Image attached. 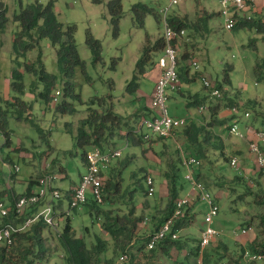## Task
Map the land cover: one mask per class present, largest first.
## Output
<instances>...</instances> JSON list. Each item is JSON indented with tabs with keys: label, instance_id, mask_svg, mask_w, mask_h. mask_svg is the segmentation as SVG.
<instances>
[{
	"label": "rangeland",
	"instance_id": "1",
	"mask_svg": "<svg viewBox=\"0 0 264 264\" xmlns=\"http://www.w3.org/2000/svg\"><path fill=\"white\" fill-rule=\"evenodd\" d=\"M0 1L6 5V16L8 17L6 28L0 30V97L2 98L1 104L5 105L7 101H12L13 96L16 95V92L11 88V82L12 68L17 66L13 61L15 58L13 37L19 27L18 23L13 21V15L21 7L35 0ZM37 1L45 4L49 0ZM108 1L101 0L100 3H95L92 0H53L57 20L64 25H75L74 39L78 54L84 61V71L76 68L72 78L74 92L80 97H66V100L74 106L73 114H59L55 112L53 106H48L39 95L44 85L39 82L38 74L23 68L24 62L35 63V67L38 68L37 59L40 52V59L45 70L57 77L52 93L56 101H59L65 79L57 66L55 47L51 45L50 41L47 38L41 39L38 46L28 51L25 56L18 58L22 65L20 70L24 83V94L21 95V98L31 104V111L28 118L18 119L8 108L7 120L8 128L11 130V145H3L4 137L0 132V187L7 185L11 188L14 187L16 191H23L27 181L31 177L41 176L42 169L49 165L48 168L45 167L44 171L48 169L55 174L56 178L52 183L64 193L70 185L79 180L80 174L84 171L81 158L82 149L75 145L79 121L87 116L90 107L97 108V111L100 110L97 100L91 103L90 99L107 98L108 95H111L114 111L124 116L125 121L112 137L114 144L108 143L109 146L103 150H120L121 156L110 164L111 170L107 176L110 175L115 179V174L121 169L122 187L119 194L115 197L111 196V199L114 198L113 201L103 200L99 206L102 209L120 207L121 210H124V206H130V199L126 191L134 188L136 191L133 201L136 205V214L148 219L152 215L158 218L169 201L165 190L166 180L163 175L169 170L168 162L176 159L177 156L180 158L181 151L189 152L186 151L182 141L177 142L179 144L177 146L169 140L168 152L167 149L162 151L160 142L154 143L153 151H150L147 142L133 145L129 142L126 144L124 139L128 127L136 128L145 118L157 115V110L151 107L150 99L153 95L155 81L160 74V69L156 64L157 54L148 63L146 73L139 77L138 89L134 93H130L126 87L136 74V62L147 43V38L149 43H153L163 34L165 26L162 10L169 7V1L121 0L123 16L118 24L116 37L112 35L111 16L106 5ZM260 1L262 2L247 5L244 10H234L228 7L227 14H223L219 0H183L178 5L171 6L167 15L184 14L190 21H194L203 13L215 14L207 25L201 23L199 30L186 29L187 39L184 38L179 42L181 45L177 50L178 72L180 70L185 75L184 72L187 69V77L195 79L186 82L179 78L178 89H167L165 101L167 113L170 116L184 117L187 120L191 117L199 124H206L211 118L208 106L219 102L221 109L217 118L224 119L225 122L215 125L212 130L225 144L244 140L243 149L245 153H250L251 156L248 158L251 162L253 161V167H251L255 170L257 169L255 155L249 151V142L256 132L264 129V79L256 81L253 69L256 61L264 62L263 34L247 25L227 29L225 23L226 19L233 16L234 13V22L244 17L264 21V0ZM138 2L147 4L158 11L161 16L160 20L157 21L152 14H148L143 27L134 24L131 6ZM87 30L100 41L101 59L98 62L93 61L92 54L85 43ZM185 51H188L189 58L182 59L181 56ZM192 61L197 62L198 70L195 71L191 66ZM225 73L228 74L229 83L223 82ZM201 77H205L216 87L219 83L222 84L219 89L221 96H211L209 89L202 84ZM33 87L34 90H32ZM179 89L181 91H178ZM56 91L59 92L58 95ZM189 95H198L199 98L204 99V104L187 108L185 104ZM228 103L231 106H228ZM146 105H149L148 112L138 115ZM245 112H248L249 116L245 117ZM66 122L69 125H65ZM235 122H237L238 130L244 135L243 138L229 133V127ZM40 129L45 134L49 133V145L40 137ZM142 131L145 132L147 129L142 127ZM248 131H252L254 135L247 136ZM173 135L172 137H174ZM162 139L156 138L155 141H162ZM86 149L90 148L86 147ZM145 149L148 150L145 151ZM225 151L228 155L231 154V147L226 146ZM261 151L264 153V146H261ZM192 155L195 156L193 153ZM197 158L201 161V165L195 169V172H203L199 181L204 184L205 191L215 198L219 207L218 213L211 223L218 232L216 239L209 245L210 247H200V250L206 249L208 253L216 254L214 249L220 247L223 250L222 245L224 244L227 246V251L224 254L229 257L237 256L260 230L259 220L256 216L260 208L249 203V201L252 202L251 197L246 198L241 195L242 198L238 199L237 195L243 193V188L228 194L226 186H229L232 177L239 172L238 169L229 165L230 157L224 160L219 156L218 150L213 149L208 159ZM122 161L125 166L120 168ZM14 166L18 167V171L15 173V178L11 179L9 172ZM59 167L64 168V171H59ZM112 170L113 173H111ZM145 174H150L154 180L155 190L152 196L145 195ZM186 174L187 172L181 166L177 179L178 189L180 187L178 197L194 200L193 207H189L187 214H184L183 223L185 224L176 231V239L181 241L184 246L181 250L172 248L167 256L162 255L159 264H173L175 260H185L193 264V260L197 258L189 255V250L199 244L200 231L208 205L202 198L198 199L191 192L192 185L185 178ZM244 177L249 180L248 183L252 184L254 190L259 188L258 186L254 187L257 181L255 179L253 182L251 181L252 175H244ZM17 179L20 183H17ZM259 181L264 189V177H260ZM220 183L223 186H217ZM163 185L164 191H162ZM33 190H36L35 184ZM62 206L66 207L63 210L68 208L65 196L62 197ZM68 216L75 235L83 238L88 246L95 241L96 237H101L111 243L110 237L101 230L99 221L90 214L87 203L72 209ZM65 217V215L58 217L57 230L60 231L64 227ZM147 222L149 223L146 219ZM243 229L245 232L241 231ZM56 234V231H49L47 234L49 236L48 243L53 249L49 256V264H64V252L57 243ZM113 255V250L110 248L102 259L104 260V257L111 259ZM199 264H202L201 259Z\"/></svg>",
	"mask_w": 264,
	"mask_h": 264
},
{
	"label": "trees",
	"instance_id": "2",
	"mask_svg": "<svg viewBox=\"0 0 264 264\" xmlns=\"http://www.w3.org/2000/svg\"><path fill=\"white\" fill-rule=\"evenodd\" d=\"M92 1L95 3L101 2V0ZM106 5L108 13L111 16L112 35L116 37L118 35L119 21L123 16L122 3L121 0H109ZM131 11L132 21L138 27H143L145 17L148 14H152L157 21H159L161 17L158 11L141 2L133 4L131 6ZM6 12V5L3 1H0V30L6 28L8 23ZM214 15V13H203L194 21H190L186 17L168 16L167 21L174 29H191L196 31L200 29L201 23L207 25L210 18ZM13 21L17 22L19 27L13 37V53L15 56L13 61L17 66L12 68L11 82V88L16 92V95L13 96L12 101H7L5 105L1 104L2 98L0 97V132L4 137V146L11 145V130L8 128L7 120L8 108L11 109V113L18 119L28 118L31 111V104L21 98V95L24 94V83L20 70L22 65L18 61L19 57L25 56L28 51L38 46L39 41L43 38H47L51 45L55 47L57 66L65 79L62 86V96L59 101L54 100L55 97L52 93L57 77L45 70L40 59V52L37 59L38 68L35 67V63L29 64L27 62H24L23 68L26 71L38 74L39 82L44 85L39 95L45 100L48 106H53L55 112L59 114H73L75 112L73 104L67 101L66 97H80L79 94L74 92L72 78L76 68H80L84 71V61L81 60L78 54L74 39L75 25H64L57 20L54 12L53 0H49L45 4L35 0L21 7L20 10L13 15ZM242 25L254 27L257 32L263 34L264 41V21L261 19H254L251 17L247 19L244 17L235 22L233 28ZM146 42L136 62V74L126 87L130 93H134L138 89L139 77L146 73L147 65L152 61L153 56L156 54L158 55L164 48V39L162 36L157 38L153 43H149L148 38ZM85 43L92 54L93 61H100V41L95 38L89 30L86 31ZM172 44L175 47H180L181 45L176 39L172 41ZM181 58H189L188 51H185ZM37 70L39 71L37 72ZM253 71L256 81L264 79V62L260 61L259 63V60L256 61ZM184 74L186 77L179 70L178 75L181 80L190 82L195 79L194 77H187V69ZM223 82L229 83L227 73H225ZM34 87L32 90H34ZM221 87L222 84L219 83L217 88L220 89ZM111 99V95H108L107 98L97 97L90 99L91 103L97 100L100 110L97 111V108L90 107L87 116L79 121L77 133L75 135V145L82 149L81 158L84 163L86 162V152L88 150L86 147H98L103 150L109 146L108 143L114 144L112 137L115 131L120 128L125 121L124 116L114 111ZM189 99L185 104L187 108L192 106L198 107L204 104V99L199 98L198 95H190ZM229 103L228 106H231ZM208 108L211 118L206 124L189 121V123L181 129V137H183L184 145L187 149L186 151L189 152L185 154L192 155L193 153L195 156L206 160L209 158L208 152L216 149L218 150L219 156L226 160L228 156H226L224 152V143L212 130V127L215 125L225 122L224 119L217 118L221 105L218 102L213 106L209 105ZM65 125H69V123L66 122ZM135 129L136 128L130 126L125 131L124 139L130 144L141 145L144 142H152V138L144 140L141 135L134 132ZM40 137L49 145V133L45 134L44 131L40 129ZM146 150L148 149H145V151ZM123 163L122 161L120 168L125 166ZM180 164L181 156L180 158L177 156L176 159H172L168 162L169 170L163 174L166 180V193L169 197L168 205L160 217L156 218L154 215L150 217L149 232L143 229V222L145 221L146 223V217L136 214V205L133 201L136 191L134 188L126 191L130 199V206H124V210H121L120 207L102 209L99 206L100 203L94 200L87 202L90 214L94 219L99 221L101 230L110 237L111 243L106 239L96 237L95 241L88 246L83 238L75 235L70 223V218L66 216L64 227L60 231L55 230L57 232V243L64 252V264H159L161 256L169 255V251L172 248L181 250L184 244L177 239H170V237L164 238L156 243L152 249H147L150 233L159 229L162 223H164L174 211L175 201L179 198L180 187L178 189L177 179L181 168ZM110 170L109 168L103 175L102 202L103 200L113 201L114 198L111 199V196L115 197V195L119 194L122 187L121 169L115 174L116 176L112 174L115 176V179L110 175L107 176ZM59 171H64V168L59 167ZM113 172L112 170L111 173ZM201 176V173L196 174L198 181ZM260 177L263 176L255 170L251 181L253 182L254 179L257 181L254 187L257 188L258 186L259 188L256 190L253 189L252 184L249 185V180L246 179L244 175L240 174V172L232 177L229 186H226L228 194L237 192L239 188H243V193L237 195L238 199L242 198V196L246 198L251 197L252 202L249 201V203L255 204L260 208L256 215L260 227L258 233L249 241L247 247H243L244 249L242 248L241 253L239 252L240 254L237 256L229 257L224 254L227 251V246L224 244L222 245L223 250H221L220 247L214 249L216 254L208 253L206 249L201 251L200 245L198 244L197 247L189 250V255L194 256V258L195 256L197 257L193 260V264H199L200 259L202 264H264L262 261H257L245 256L246 252L249 254H264V189L260 185ZM35 182L36 180H29L25 193L28 194L31 192V186ZM217 186H223V184L220 183ZM0 194H2V196H7L11 201L16 200L20 196V194L7 191H3ZM71 195L72 191H67L65 197L68 201ZM61 203L62 199L58 201L56 208L58 207L59 209ZM189 207L190 205L185 208L187 209L184 213L185 215ZM183 217L176 220L173 230L177 231V229L183 227L185 224L183 223ZM12 219V215H10L9 218L1 220L0 226L7 224V222ZM49 231L54 230L48 228L45 223L40 220L34 223L27 231L17 234L12 245L0 246V264H49V256L53 251L52 246L48 243L49 236L47 234ZM46 232L47 234L45 235ZM110 248L113 250V257L111 259L104 257L103 260L102 257L105 256ZM121 256H125L126 258L121 261L119 260ZM174 263L191 264L185 260H175Z\"/></svg>",
	"mask_w": 264,
	"mask_h": 264
},
{
	"label": "built area",
	"instance_id": "3",
	"mask_svg": "<svg viewBox=\"0 0 264 264\" xmlns=\"http://www.w3.org/2000/svg\"><path fill=\"white\" fill-rule=\"evenodd\" d=\"M169 7L162 10L164 20V31L162 37L164 39V48L157 56L156 64L160 69V74L155 81L153 95L151 98V107L157 110V115L151 118L144 119L140 122L134 132L141 135L144 140H149L152 137L167 138L171 136L172 132L182 129L189 121L184 117L170 116L167 113L165 101L167 98V89L176 90L179 88L178 75V54L179 46L175 47L172 41L176 39L178 43L180 40L186 38L187 32L185 29H174L167 21L168 10L173 5H178L183 0H168ZM256 0H219L223 10V14H227L228 7L234 10H244L249 4H253ZM234 15L226 19L225 27L227 29L233 28L235 24ZM187 39V38H186ZM194 70H198L196 61L191 62ZM202 84L209 89L210 95L220 97L221 92L205 77H201ZM58 95L59 92L56 91ZM56 101V98H54ZM244 116H249L248 112ZM142 127L147 131L143 132ZM229 133L238 138H243L244 135L238 130L237 122L229 127ZM128 141L126 140V144ZM261 146H264V129L256 132L254 139L249 142V151L255 155L256 171L264 177V153L261 151ZM121 156L120 150L107 149L102 150L98 147H90L86 152L85 172L81 175L78 184L72 189V195L68 201V208L58 209L56 204L66 192L53 185V180L56 178L55 174L50 170H45L49 165L43 168V174L36 179V190L30 193L21 194L16 200L10 201L7 197L0 195V221L9 218L12 215V220L7 224L0 226V246H10L13 244L17 234L27 231L31 226L43 221L45 225L57 230L58 217L68 216L72 209L79 205L86 204L90 200L97 203L102 202V187L104 174L109 169L110 164ZM181 166L187 172L185 178L191 183V192L199 199L202 198L208 205L203 219V226L200 231L199 245L201 248L210 245L218 234L216 229L211 225L213 218L218 213L219 207L217 202L210 193L205 191V186L196 178L195 169L201 165V161L194 155L180 152ZM229 165L238 169L241 173L242 160L239 156H230ZM18 171V167L14 166L9 172L11 177L13 173ZM146 195L152 196L154 194V180L150 174L145 176ZM191 199L179 198L175 201V208L172 215L162 223L159 229L150 233V239L147 242V249H152L156 243L164 238L176 239V230H173L176 220L182 218L185 213V208L191 204ZM22 218V219H20ZM16 220V221H15ZM145 221L143 225H145ZM245 232V230H241ZM245 256L251 259L264 262V254L262 253H245ZM126 257L121 256L119 260L123 261Z\"/></svg>",
	"mask_w": 264,
	"mask_h": 264
},
{
	"label": "crops",
	"instance_id": "4",
	"mask_svg": "<svg viewBox=\"0 0 264 264\" xmlns=\"http://www.w3.org/2000/svg\"><path fill=\"white\" fill-rule=\"evenodd\" d=\"M256 3H261L262 1H258V0H256L255 1ZM171 16H177V17H180V18H184V17H186V15H182V14H172ZM159 72V71H158ZM178 91H181V89H179ZM190 96V95H189ZM151 97H152V95H151ZM151 99V98H150ZM149 102H150V100H149ZM149 108V105H146L145 107H144V109L143 110H141L139 113H138V115H143V114H145L146 112H148V108ZM221 109V108H220ZM220 111V110H219ZM219 111H218V113H219ZM150 113V112H149ZM145 119H147V118H145ZM139 120V119H138ZM188 121H195L194 120V118L192 119L191 117L190 118H188ZM196 122V121H195ZM196 123H199V122H196ZM181 129H178V130H176L172 135L174 136V137H172V135L171 136H169V137H167V138H163L162 139V141H155V139L156 138H158V137H152V142H147L148 144H149V150L150 151H153L152 150V145L154 144V143H156V142H160L161 144H162V148H163V150L162 151H164L165 149H167L166 151H168V145H169V140H171L173 143H175V144H177V146L179 145L177 142H179V141H182L183 142V144H184V141H183V137H181V131H180ZM178 132V133H177ZM254 134L252 133V131H248V134H247V136H253ZM254 137H255V135H254ZM254 137H253V139H254ZM250 140V139H249ZM244 141V140H243ZM238 142V141H236V142H232L231 144H225L224 143V152H225V154H226V156H228V157H230L231 156V154H233V153H235V154H233V155H237V156H239L240 158H241V160H242V167H241V173L240 174H242V175H254V172H255V169L254 168H252L253 167V161L251 162L250 161V159L248 158V156H251L250 155V153L249 154H247V153H245V151H244V144H245V142ZM180 143V142H179ZM226 146L228 147V146H230L231 147V150H232V152H231V154H227V152L225 151L226 150ZM161 151V152H162ZM169 152V151H168ZM208 154L210 155V154H212V150H210L209 152H208ZM159 161H160V159H158ZM83 165H84V171H83V173L85 172V163L83 162ZM252 166V167H251ZM43 170V169H42ZM42 172V171H41ZM148 172V171H147ZM83 173H81L80 174V176H79V180H80V177H81V175L83 174ZM150 173V172H149ZM197 173H201V174H203V172L202 171H199V172H197ZM42 174H43V172H42ZM41 174V175H42ZM6 177V176H5ZM38 177H40V176H38ZM38 177H36V178H33V177H31L29 180H36ZM12 178H15V173H13L12 174V176H11V179ZM60 178V177H59ZM61 179V178H60ZM29 180L27 181V185H26V187H25V189L23 190V191H16L15 189H14V187H10V186H7V185H5V186H2V187H0V193L1 192H3V191H7V192H14V193H16V194H23V193H25V191H26V189H27V186H28V182H29ZM79 180L76 182V183H73L72 185H70L69 186V188L65 191L66 193H67V191H72V189H74L75 188V186L78 184V182H79ZM17 181V183H20V181L17 179L16 180ZM34 184H36V183H34ZM34 184H32V186H31V190L30 191H34L33 190V186H34ZM166 186V185H165ZM164 189H165V187H164V185L162 186V191H164ZM166 190V189H165ZM167 191V190H166ZM0 195H2V194H0ZM217 196V195H216ZM3 197H7V196H3ZM8 198V197H7ZM67 199V198H66ZM8 200H10L9 198H8ZM11 201V200H10ZM67 201H68V199H67ZM194 203V200L191 202V205H190V207H193V204ZM66 207H67V205H66ZM66 207H63L62 206V203H61V206L59 207V209H63V208H66ZM58 208V207H57ZM191 212H193L192 211V209H191ZM148 221H149V219L148 218H146ZM143 229H145V230H147L148 232L150 231V224L147 222L144 226H143ZM214 242V241H213Z\"/></svg>",
	"mask_w": 264,
	"mask_h": 264
},
{
	"label": "clouds",
	"instance_id": "5",
	"mask_svg": "<svg viewBox=\"0 0 264 264\" xmlns=\"http://www.w3.org/2000/svg\"><path fill=\"white\" fill-rule=\"evenodd\" d=\"M158 56V55H157ZM213 243V242H212Z\"/></svg>",
	"mask_w": 264,
	"mask_h": 264
}]
</instances>
